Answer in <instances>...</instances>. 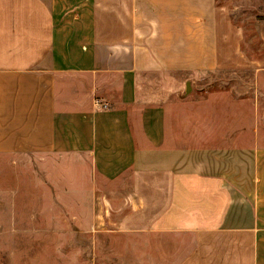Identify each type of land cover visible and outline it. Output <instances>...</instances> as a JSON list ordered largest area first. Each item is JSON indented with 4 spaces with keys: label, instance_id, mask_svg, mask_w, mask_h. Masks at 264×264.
<instances>
[{
    "label": "crops",
    "instance_id": "crops-1",
    "mask_svg": "<svg viewBox=\"0 0 264 264\" xmlns=\"http://www.w3.org/2000/svg\"><path fill=\"white\" fill-rule=\"evenodd\" d=\"M220 4L0 0V154L87 167L113 233L192 241L172 264H264L258 99L192 95L264 70Z\"/></svg>",
    "mask_w": 264,
    "mask_h": 264
},
{
    "label": "rangeland",
    "instance_id": "rangeland-1",
    "mask_svg": "<svg viewBox=\"0 0 264 264\" xmlns=\"http://www.w3.org/2000/svg\"><path fill=\"white\" fill-rule=\"evenodd\" d=\"M217 2L226 3L234 24L244 27L245 51L264 59L254 29V22L264 19V0ZM196 84L203 91L193 88L192 95H256L258 135L264 143V70L216 71ZM89 179L85 166L33 154H0V264H149L138 258L152 257V263L160 256L172 264L191 249L187 238L161 241L151 234L113 233V219L103 217L101 205L107 202Z\"/></svg>",
    "mask_w": 264,
    "mask_h": 264
}]
</instances>
